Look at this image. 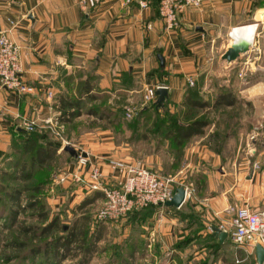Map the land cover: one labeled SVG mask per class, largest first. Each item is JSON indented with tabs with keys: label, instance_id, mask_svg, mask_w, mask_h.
<instances>
[{
	"label": "crops",
	"instance_id": "1",
	"mask_svg": "<svg viewBox=\"0 0 264 264\" xmlns=\"http://www.w3.org/2000/svg\"><path fill=\"white\" fill-rule=\"evenodd\" d=\"M179 20L178 27L168 29L157 0L147 8L124 0H0V34L9 31L21 45L22 76L33 87L25 94L0 92V151L10 149L13 133L24 129L26 119L37 120L38 129L47 132L48 128L42 127L46 119L58 114L59 96L76 94L77 87L88 80L98 95L90 105L106 103L114 113L122 107L136 110L145 89L158 84L168 86L169 106L183 103L190 87H198L207 98L224 84L249 100L264 101V79L255 76L264 70V0H206L200 8L182 10ZM254 21L258 29L246 58L251 60L244 62V67L252 70L246 84V78L240 76L244 67L233 71L236 67L226 63L222 55L235 40L243 38L242 30L235 32L237 27ZM226 35L230 36L229 44ZM220 46L224 48L218 56ZM190 77L194 85L189 83ZM119 116L121 119L122 114ZM65 130L74 145L98 156L96 161L113 186H120L123 176L108 160L118 157L170 173L194 187L195 197L180 208H147L151 214L144 217L143 210L128 222H155L163 234V246L193 237L187 247H199L195 257L209 264L212 259L203 256L211 252L213 239L207 238L213 233L212 226L225 225V219H230L227 207L245 204L254 211L264 207L262 173L255 168L249 173V158L227 152V144L219 145L213 139L214 126L189 141L176 171L170 168L173 156L166 143L153 138L144 145L130 138V129L121 131L115 122L94 114L83 112L66 122ZM59 169L60 174L73 171L75 156ZM94 192L83 197L80 184L69 180L52 192L49 202L61 206L68 201L73 207ZM99 201L104 202V197Z\"/></svg>",
	"mask_w": 264,
	"mask_h": 264
},
{
	"label": "trees",
	"instance_id": "2",
	"mask_svg": "<svg viewBox=\"0 0 264 264\" xmlns=\"http://www.w3.org/2000/svg\"><path fill=\"white\" fill-rule=\"evenodd\" d=\"M89 81L79 85L76 94L59 96L56 104L60 112L59 120L64 123L71 122L83 112H87L109 123L115 122L121 131H124V124H127L125 128L130 129L132 139H137L134 135L145 130L151 133L160 144H167V150L173 156L170 168L174 171L180 168L184 149L189 141L195 136L204 134L211 124V120L206 116L194 117L187 122L182 121L175 111L169 109V97L166 98L163 107H157L156 102L153 101L150 107L143 109L134 119L127 123L123 122L119 116L122 114V109L119 113H114L112 107L106 103L90 105V102L98 95L92 92L93 86L89 84ZM238 101V96L229 87L221 88L213 102L205 99L198 87H190L182 104L185 108H218L233 107ZM186 112L189 113V111ZM152 113L156 117L150 122L148 119ZM149 122L150 124L145 125ZM146 126L148 129H145ZM12 136L13 151L8 158L11 157L9 164L13 170L10 169L5 174L13 183L3 185L4 189L0 192L4 218L10 221L9 226H12L19 222L18 218L22 213L31 211L30 218L38 220L40 224L21 222L19 231L30 238L24 241L11 239L7 246L18 251L24 249L27 252L30 251L34 255L33 263L36 262V255H42V261L38 264H61L71 257L74 259L79 253L77 264H88L98 249V243L103 238L106 225L103 222L95 223V229L92 230V219L85 212L72 224H64L59 215L51 218L47 204L46 193L51 190L52 178L61 157L59 151L62 149V143L49 132L39 133L17 129ZM69 158H74V155L69 153ZM101 197H104V193L95 191L77 204L76 208L83 211ZM152 207L159 206L147 208ZM147 208L131 213L136 216L145 210L144 217H146L152 213V211L148 212ZM209 238L221 245L225 242H221L214 233H211L207 239ZM192 239L193 237H187L177 242L176 248H186ZM36 240H40L41 243H36ZM211 248L213 253V246Z\"/></svg>",
	"mask_w": 264,
	"mask_h": 264
},
{
	"label": "rangeland",
	"instance_id": "3",
	"mask_svg": "<svg viewBox=\"0 0 264 264\" xmlns=\"http://www.w3.org/2000/svg\"><path fill=\"white\" fill-rule=\"evenodd\" d=\"M253 23L257 22L254 21ZM225 42L229 44V35L225 36ZM223 48V46H220L218 56H220V51ZM248 53L249 52L241 54L237 60L231 62L226 60L224 61L236 67L233 71L238 68L240 70L244 67L245 61L249 62V60H251L246 59L249 58ZM243 71V77L246 78L244 83H246L250 77L249 72L252 70H250L249 67H244ZM255 76H257V78L264 79V70L259 71L258 75L256 74ZM221 88L228 89V86L225 84L221 87L217 86L212 90V94L207 96L205 99L213 102L217 93L221 91ZM229 88L234 91L239 99L238 103L233 107L221 106L218 108H185L181 103L173 104L169 106V109L175 111L180 119L185 122L190 121L194 117H208L211 120L209 127L214 126L213 139H216L219 145L227 144V148H225L227 152H232L234 155L237 154L239 158H249L250 162L248 163L246 170L250 173V169L255 168L256 171L261 172L263 177L261 179L262 184L260 186L264 188V101H262V99L258 101L249 100L242 96L241 92H236V90L231 86ZM143 105L150 107L151 103H147L143 99L141 104L136 106V113L132 117L128 116V109L126 107H122V121L127 123L134 119L143 109H145L143 108ZM186 111H189V113ZM155 117V114L152 113L148 120L151 122L155 119ZM150 122L145 125L150 124ZM126 125L127 124H124L123 126L124 131ZM209 127L207 129H209ZM145 129H148V126H146ZM46 130L57 141L62 143V149L60 152L63 153L56 165L57 167L52 178L51 190L46 193L51 218L55 215H59L64 224L70 225L77 217H81L83 212H85L88 213L92 219L93 225H91V227L92 230H94L95 223H99L98 220L96 222L97 211L103 204V201H96L92 205H88L83 211L76 208L77 204L84 199L82 197L80 202H77L73 207H70V204L67 203L68 201L62 203L61 206L54 204L53 202H49V197L53 194L52 192H54V190L56 191L59 186L62 185L55 180L58 177V174L61 173L59 168L65 165L69 160V153L65 150V147L68 145L75 148L76 145H74L75 141H71V139L67 137L65 129L61 136H57L49 129ZM32 132L44 133L45 130L38 129ZM121 135L122 132L119 136ZM128 135L131 136V132H128ZM134 136H136V140L142 141L144 145H147V143L153 139V135L145 130H142L140 134H135ZM67 138L70 142L66 141ZM12 151V145H10L9 150L0 151V192L4 189L3 185L13 183V181L8 179V175L5 174L8 170H13L9 164L11 157L8 158V156H11ZM161 172L168 175L170 174L164 171ZM179 181L186 184L183 182L184 180L182 181V179ZM84 196L85 195L83 194V197ZM23 203H25V201H23ZM1 204L2 203H0V264H38V262L42 261V255H36V262L33 263L32 259H34V255H32L30 251L27 252L25 249L19 251L15 250L14 248L8 247L7 243L11 239L24 241L25 239L30 238L27 234L19 231V225L21 222L26 221L27 223H40L38 220L30 218L29 214L31 211H27L19 216V222L17 224L9 226L10 221L4 218L5 216L3 209L1 208ZM134 215L135 214L130 213L118 219L104 220L103 223L106 225V228L103 231V238L98 243V249L94 252L88 264H209L207 261H203V258H199V256H197V258L195 257L196 251L199 247H187L181 249V253L177 251V242L169 246H163V234H161V232L157 229L159 227H155V222L144 224L139 221L137 224H130L128 221H131ZM229 220L230 219L227 217L224 223H228ZM39 242L40 240H36V243ZM208 255H204L203 257L209 259L211 258L213 261L212 264H258L254 246H238L228 238L222 245L213 241V253L210 252ZM78 259L79 253L74 259L71 257L68 260L63 261L61 264H77ZM200 260L202 261L200 262Z\"/></svg>",
	"mask_w": 264,
	"mask_h": 264
},
{
	"label": "built area",
	"instance_id": "4",
	"mask_svg": "<svg viewBox=\"0 0 264 264\" xmlns=\"http://www.w3.org/2000/svg\"><path fill=\"white\" fill-rule=\"evenodd\" d=\"M152 0H124L126 4L138 3L142 8L150 6ZM159 13L168 29L179 26V13L186 8H200L206 0H157ZM86 0H83L85 3ZM14 26V22H11ZM258 26V23H256ZM258 28V27H257ZM255 38V36H254ZM254 41V40H253ZM22 47L10 35L9 31L0 34V92L3 90L16 91L25 94L33 91V87L23 79V64L21 60ZM247 63V62H246ZM244 70V69H243ZM240 72L243 76L244 71ZM191 85L194 80L188 79ZM167 85L158 84L145 89L143 99L152 103L158 97L157 90ZM53 96V92H49ZM135 110L128 109V116L132 117ZM57 115L46 119V125L52 133L61 136L65 123ZM26 131L38 129V121L26 119L23 123ZM68 143V142H67ZM75 169L58 174L55 181L66 183L75 180L80 184L83 194L94 191L104 193V202L98 209L96 222L107 219H118L127 214L147 208L149 206H164L172 200L178 187L185 188V202L195 197L196 189L183 184L178 177L151 169L144 164L127 161L123 158H109L111 168L123 176L120 186H113L106 181V176L98 156L86 147H75ZM229 222L221 225V229L228 232L232 242L238 246L261 245L264 248V207L254 211L249 205L230 204L226 209ZM212 228V227H211Z\"/></svg>",
	"mask_w": 264,
	"mask_h": 264
},
{
	"label": "water",
	"instance_id": "5",
	"mask_svg": "<svg viewBox=\"0 0 264 264\" xmlns=\"http://www.w3.org/2000/svg\"><path fill=\"white\" fill-rule=\"evenodd\" d=\"M236 28V27H235ZM232 32V30H231ZM231 37L232 34L230 33ZM250 50V46L245 48L236 44H232L228 47V49L223 53L222 58L228 62L237 60L241 54L246 53ZM162 64L164 65V60L162 58ZM169 89L166 87H160L157 90L158 97L156 99L157 107H163L164 102L169 94ZM65 150H67L71 155H76V149L73 146H66ZM185 203V188L184 187H178L177 192L172 198V200H169L166 202V206H175L177 208H180ZM212 230L215 236H217L221 242H224L225 239L228 237V232L222 230L218 226H212ZM255 253L257 257L258 264H264V248L261 245H256L255 247Z\"/></svg>",
	"mask_w": 264,
	"mask_h": 264
},
{
	"label": "bare ground",
	"instance_id": "6",
	"mask_svg": "<svg viewBox=\"0 0 264 264\" xmlns=\"http://www.w3.org/2000/svg\"><path fill=\"white\" fill-rule=\"evenodd\" d=\"M257 27L258 26L256 23H250L248 25H243V26L237 27L235 32L242 30L241 33H243V34L241 36H243V38L239 39V40L238 39L235 40L232 44H236V45H239V46H242L245 48L251 46L253 43V40H254L255 33L257 31Z\"/></svg>",
	"mask_w": 264,
	"mask_h": 264
}]
</instances>
